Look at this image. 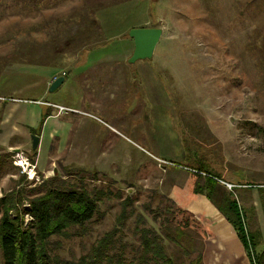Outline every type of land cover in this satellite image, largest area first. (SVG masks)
<instances>
[{
  "label": "rangeland",
  "instance_id": "1",
  "mask_svg": "<svg viewBox=\"0 0 264 264\" xmlns=\"http://www.w3.org/2000/svg\"><path fill=\"white\" fill-rule=\"evenodd\" d=\"M140 28L162 35L152 59L129 63L128 32ZM171 160L209 166L228 190L264 185V0H0V198L55 177L104 194L83 238H56L62 258L80 256L122 208L134 211L127 231L137 215L157 229L144 207H168L189 177ZM236 194L260 253L264 195Z\"/></svg>",
  "mask_w": 264,
  "mask_h": 264
},
{
  "label": "trees",
  "instance_id": "2",
  "mask_svg": "<svg viewBox=\"0 0 264 264\" xmlns=\"http://www.w3.org/2000/svg\"><path fill=\"white\" fill-rule=\"evenodd\" d=\"M170 163L188 169L189 177L186 185L177 189L175 202L171 205L149 213L144 207L151 222L159 227L150 226L141 215H137L135 228L127 231L126 223L134 217V211L122 208L111 230L95 238L77 257L62 258V244L56 238H83L101 216L99 205L104 198L103 192H89L83 188L81 180L80 188L66 186L55 177L30 190L28 196L24 195V188L2 196V264H178L174 260L179 254L187 258L193 254L189 264H201L205 241L213 237V224L220 227L215 225L217 219L232 228L251 264H264V250L260 253L257 250L261 232L250 230L246 210L236 194L241 190L250 192L256 189L263 196L264 185L248 183L228 190L225 184L222 185L223 176L201 162L189 166L172 160ZM129 203L127 200V205ZM25 204L28 208L24 207ZM161 217L165 220L161 221ZM128 233L137 237L135 250L125 242ZM169 245L176 248L174 254L177 256L172 258Z\"/></svg>",
  "mask_w": 264,
  "mask_h": 264
},
{
  "label": "crops",
  "instance_id": "3",
  "mask_svg": "<svg viewBox=\"0 0 264 264\" xmlns=\"http://www.w3.org/2000/svg\"><path fill=\"white\" fill-rule=\"evenodd\" d=\"M215 225L220 227L217 228L213 224V237L205 241L203 248L206 264H251L232 228L220 219L216 220ZM262 239L263 236L260 245Z\"/></svg>",
  "mask_w": 264,
  "mask_h": 264
},
{
  "label": "water",
  "instance_id": "4",
  "mask_svg": "<svg viewBox=\"0 0 264 264\" xmlns=\"http://www.w3.org/2000/svg\"><path fill=\"white\" fill-rule=\"evenodd\" d=\"M156 1V0H154ZM162 35V30L158 28H140L132 29L128 32V36L132 39L134 49L129 59V63H135L138 61L150 60L153 57L156 46ZM64 81V77H58L50 85V91H54ZM39 136H31V148L36 151L39 145ZM15 150L14 152H17Z\"/></svg>",
  "mask_w": 264,
  "mask_h": 264
},
{
  "label": "built area",
  "instance_id": "5",
  "mask_svg": "<svg viewBox=\"0 0 264 264\" xmlns=\"http://www.w3.org/2000/svg\"><path fill=\"white\" fill-rule=\"evenodd\" d=\"M60 110H64L60 108ZM13 165L21 170V172L28 176L29 179H33L35 174L34 172V166L31 164L29 159L24 156V154L20 151L13 152Z\"/></svg>",
  "mask_w": 264,
  "mask_h": 264
}]
</instances>
